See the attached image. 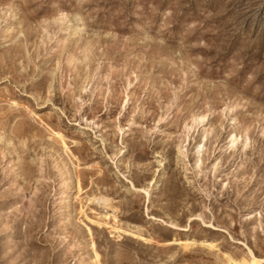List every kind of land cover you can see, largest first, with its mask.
<instances>
[{
	"label": "rangeland",
	"instance_id": "374dc122",
	"mask_svg": "<svg viewBox=\"0 0 264 264\" xmlns=\"http://www.w3.org/2000/svg\"><path fill=\"white\" fill-rule=\"evenodd\" d=\"M250 250L264 264V0H0V264Z\"/></svg>",
	"mask_w": 264,
	"mask_h": 264
},
{
	"label": "bare ground",
	"instance_id": "6f19581e",
	"mask_svg": "<svg viewBox=\"0 0 264 264\" xmlns=\"http://www.w3.org/2000/svg\"><path fill=\"white\" fill-rule=\"evenodd\" d=\"M59 135V134H58ZM187 244V243H186ZM229 259V258H228ZM235 260V259H234ZM232 264H262L263 259L258 258L251 250L249 251L248 257H243L239 260L231 261ZM96 262V261H95Z\"/></svg>",
	"mask_w": 264,
	"mask_h": 264
},
{
	"label": "snow or ice",
	"instance_id": "6c2138e0",
	"mask_svg": "<svg viewBox=\"0 0 264 264\" xmlns=\"http://www.w3.org/2000/svg\"><path fill=\"white\" fill-rule=\"evenodd\" d=\"M213 247H214V245H213Z\"/></svg>",
	"mask_w": 264,
	"mask_h": 264
}]
</instances>
